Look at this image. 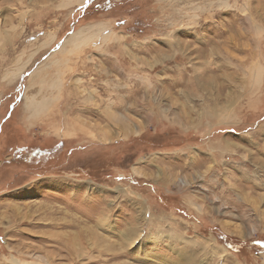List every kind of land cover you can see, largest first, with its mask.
Listing matches in <instances>:
<instances>
[{"label":"rangeland","instance_id":"1","mask_svg":"<svg viewBox=\"0 0 264 264\" xmlns=\"http://www.w3.org/2000/svg\"><path fill=\"white\" fill-rule=\"evenodd\" d=\"M74 1L0 0V264H264V0Z\"/></svg>","mask_w":264,"mask_h":264},{"label":"bare ground","instance_id":"2","mask_svg":"<svg viewBox=\"0 0 264 264\" xmlns=\"http://www.w3.org/2000/svg\"><path fill=\"white\" fill-rule=\"evenodd\" d=\"M69 1V0H68ZM74 1V0H73ZM83 1H85V0H78V1H74L76 4H81ZM71 2V1H70ZM68 4V3H67ZM100 28V27H99ZM101 30V29H100ZM88 33H89V31H88ZM96 33V32H95ZM87 34V33H86ZM86 34L84 33L83 34V32H81V31H74V32H72L71 33V35H69V37H67L63 42H61L60 43V47H59V51H69V52H71V49H73V48H76L78 45H80L81 44V42H82V40L84 39V37L86 36ZM85 35V36H84ZM48 36V35H47ZM91 36V35H90ZM91 38V37H90ZM48 41V40H47ZM50 41V40H49ZM64 52V53H65ZM63 54V53H62ZM64 55V54H63ZM59 64V63H58ZM21 69V68H20ZM20 69L18 70V72L20 71ZM17 72V71H16ZM17 72V73H18ZM44 83V82H43ZM188 97V96H187ZM28 103H29V101H28ZM37 103V102H36ZM38 104H40L39 102H38ZM36 112V111H35ZM113 112V111H112ZM107 118L109 119L107 122H106V124H107V126L106 125H104V127H103V130H104V132H105V134L109 131V128H108V126H110L111 128L113 127L114 129H116V130H118V132L119 131H121V133L123 134V135H128V133L129 132H131V131H133V129H131L130 127H129V124H130V119H128L126 116H123V115H119L118 116V114H116L115 112H113V113H108V115H107ZM177 122V121H176ZM133 124V123H132ZM95 125H97V124H95ZM98 126V125H97ZM131 126V125H130ZM92 127V126H91ZM96 127V126H95ZM102 127V126H101ZM100 127V128H101ZM97 128V127H96ZM99 128V129H100ZM101 132V131H100ZM116 132V131H115ZM137 133V131L135 130V131H133L132 133ZM139 132V131H138ZM108 134V133H107ZM103 136V135H102ZM109 135H106L105 136V138H109L108 137ZM102 138H104V137H102ZM104 138V139H105ZM127 138V137H126ZM111 139V138H110ZM179 184L182 186L183 184H185V181L184 180H182V178L181 179H179ZM193 259V258H192ZM186 262H187V264H189L190 263V261L189 260H186V259H184ZM184 261V262H185ZM177 263V262H176ZM192 264V263H191Z\"/></svg>","mask_w":264,"mask_h":264},{"label":"flooded vegetation","instance_id":"3","mask_svg":"<svg viewBox=\"0 0 264 264\" xmlns=\"http://www.w3.org/2000/svg\"><path fill=\"white\" fill-rule=\"evenodd\" d=\"M15 147H17V146H15ZM30 147H31V146H28L27 149H29ZM27 149H26L24 152L28 151ZM33 149H34V148H33ZM34 151H37V150L35 149ZM40 152H41V151H40ZM41 155H42V157H43V156L47 155V153L44 154V153L41 152Z\"/></svg>","mask_w":264,"mask_h":264},{"label":"trees","instance_id":"4","mask_svg":"<svg viewBox=\"0 0 264 264\" xmlns=\"http://www.w3.org/2000/svg\"><path fill=\"white\" fill-rule=\"evenodd\" d=\"M128 142V141H127Z\"/></svg>","mask_w":264,"mask_h":264}]
</instances>
